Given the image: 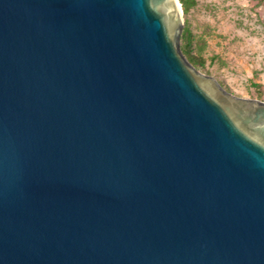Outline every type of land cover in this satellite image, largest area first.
Returning a JSON list of instances; mask_svg holds the SVG:
<instances>
[{
    "label": "water",
    "instance_id": "1",
    "mask_svg": "<svg viewBox=\"0 0 264 264\" xmlns=\"http://www.w3.org/2000/svg\"><path fill=\"white\" fill-rule=\"evenodd\" d=\"M183 27L177 0H0V264H264V101Z\"/></svg>",
    "mask_w": 264,
    "mask_h": 264
},
{
    "label": "rangeland",
    "instance_id": "2",
    "mask_svg": "<svg viewBox=\"0 0 264 264\" xmlns=\"http://www.w3.org/2000/svg\"><path fill=\"white\" fill-rule=\"evenodd\" d=\"M194 1L183 29L207 44V64L196 69L237 96L264 101V0Z\"/></svg>",
    "mask_w": 264,
    "mask_h": 264
},
{
    "label": "trees",
    "instance_id": "3",
    "mask_svg": "<svg viewBox=\"0 0 264 264\" xmlns=\"http://www.w3.org/2000/svg\"><path fill=\"white\" fill-rule=\"evenodd\" d=\"M184 12V16L186 17L191 8L196 5V1L192 0L191 4L188 3L187 0H180ZM181 50L185 58L195 67L204 68L207 64V59L205 58L206 54V42L203 39L196 41V36L185 25V28L182 30L181 37ZM213 58L212 60H214Z\"/></svg>",
    "mask_w": 264,
    "mask_h": 264
},
{
    "label": "bare ground",
    "instance_id": "4",
    "mask_svg": "<svg viewBox=\"0 0 264 264\" xmlns=\"http://www.w3.org/2000/svg\"><path fill=\"white\" fill-rule=\"evenodd\" d=\"M177 7H178V11H179V14H181V2L180 0H177Z\"/></svg>",
    "mask_w": 264,
    "mask_h": 264
}]
</instances>
